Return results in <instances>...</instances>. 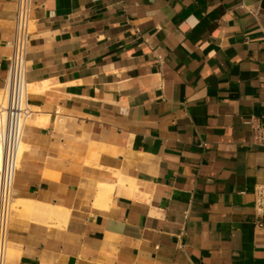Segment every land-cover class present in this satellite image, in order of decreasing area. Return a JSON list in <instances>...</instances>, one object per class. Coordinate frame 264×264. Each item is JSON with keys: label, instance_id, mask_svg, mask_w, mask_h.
<instances>
[{"label": "crops", "instance_id": "0c3cea01", "mask_svg": "<svg viewBox=\"0 0 264 264\" xmlns=\"http://www.w3.org/2000/svg\"><path fill=\"white\" fill-rule=\"evenodd\" d=\"M16 10L0 0V89ZM31 17L7 264H264V0H34Z\"/></svg>", "mask_w": 264, "mask_h": 264}, {"label": "built area", "instance_id": "2783aa9c", "mask_svg": "<svg viewBox=\"0 0 264 264\" xmlns=\"http://www.w3.org/2000/svg\"><path fill=\"white\" fill-rule=\"evenodd\" d=\"M34 0H16L15 29L7 41L10 54L4 86V103L0 106V141L3 158L0 168V264L8 261V234L14 212L13 183L22 157L25 126L35 111L29 104L28 51L32 40V7ZM255 140L264 143V128L252 124ZM257 228L264 230V183L255 188Z\"/></svg>", "mask_w": 264, "mask_h": 264}, {"label": "bare ground", "instance_id": "6f19581e", "mask_svg": "<svg viewBox=\"0 0 264 264\" xmlns=\"http://www.w3.org/2000/svg\"><path fill=\"white\" fill-rule=\"evenodd\" d=\"M36 84H37V83H36ZM32 85H33V84H32ZM32 85H30V87H29V91H30L29 93H32V92L34 91V87H33ZM37 85H38V84H37ZM37 85H36V86H37ZM39 86H40V84H39ZM40 90H41V89H40ZM37 92H38V91H37ZM3 94H4V90L2 91V90L0 89V106H2L3 103H4V95H3ZM26 145H27V144H25V143L22 144V150H21V151H22V155H23L25 149L28 148V147H26ZM2 158H3V144H2V142L0 141V168H1V165H2ZM16 202H17V201H16ZM16 202H15V203H16ZM19 203H20V202H19ZM32 204H33V203H32L31 201H30V202H26V203H25V206L28 207V208H32L33 205H34L35 207H37V205H35V204L32 205ZM22 205L24 206V201H23ZM14 206H15V205H14ZM17 208H18V207H17ZM38 208H39V207H38ZM46 208H47V207H46ZM15 209H16V208H15ZM36 209H37V208H36ZM36 209H35V210H36ZM57 210H58V209H57ZM16 211H17V210H16ZM16 211H15V212H16ZM58 211H60V210H58ZM60 212H61V211H60ZM36 213H37V211H36ZM44 213L46 214L45 211H44ZM44 213H43V214H44ZM56 213H57V212H56ZM65 213H66V212H65ZM65 213L63 212V218L66 217V216H64ZM48 214H49V212H48ZM48 214H47V215H48ZM58 214H61V213H58ZM55 215H56V214H55ZM34 216H38V215H34ZM39 216H40V215H39ZM61 216H62V214L60 215V217H61ZM13 217H14V216H13ZM41 217H42V216H41ZM43 217H44V215H43ZM43 217H42V218H43ZM47 217H49V216H47ZM50 217H51V216H50ZM36 218H37V217H36ZM45 218H46V217H45ZM52 218H53V216H52ZM61 218H62V217H61ZM61 218H60V219H61ZM57 219H59V217H57ZM52 220H53V219H52ZM17 224H18V223H17ZM10 225H11V223H10ZM15 225H16V224H15ZM19 225H20V224H19ZM19 225H18V226H19ZM16 228H17V226H16ZM9 254H10V249H9Z\"/></svg>", "mask_w": 264, "mask_h": 264}, {"label": "rangeland", "instance_id": "374dc122", "mask_svg": "<svg viewBox=\"0 0 264 264\" xmlns=\"http://www.w3.org/2000/svg\"><path fill=\"white\" fill-rule=\"evenodd\" d=\"M2 91H3V89H1ZM4 95V94H3ZM15 206H14V211H16V209L15 208H17V204H14ZM9 258H10V256H9V254H8V261H9Z\"/></svg>", "mask_w": 264, "mask_h": 264}]
</instances>
